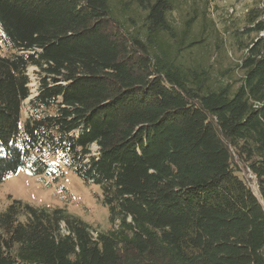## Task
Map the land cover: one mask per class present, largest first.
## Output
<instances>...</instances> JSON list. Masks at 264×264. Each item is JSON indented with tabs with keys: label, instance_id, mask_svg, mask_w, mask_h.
Wrapping results in <instances>:
<instances>
[{
	"label": "trees",
	"instance_id": "obj_1",
	"mask_svg": "<svg viewBox=\"0 0 264 264\" xmlns=\"http://www.w3.org/2000/svg\"><path fill=\"white\" fill-rule=\"evenodd\" d=\"M179 3L0 0V183L56 181L61 163L98 185L111 223L10 196L0 264H264V0L224 27L240 71L225 81L186 64L205 37H178Z\"/></svg>",
	"mask_w": 264,
	"mask_h": 264
},
{
	"label": "rangeland",
	"instance_id": "obj_2",
	"mask_svg": "<svg viewBox=\"0 0 264 264\" xmlns=\"http://www.w3.org/2000/svg\"><path fill=\"white\" fill-rule=\"evenodd\" d=\"M179 8L174 12L179 26L176 27L178 37L187 28L186 40L190 41L195 36L205 37L202 47L193 48L185 54L188 65L197 63L209 67L215 79L225 81L238 77L240 71L236 68L239 52L230 49L227 39L226 26H230L237 15L242 13L251 0H215L211 2V18L216 22L218 31L213 29L210 22L202 18L200 9L201 0H179ZM195 10V11H194ZM194 16L192 26H185V22ZM215 28V27H214ZM224 28V29H223ZM35 67H29L30 96L23 101V118L30 114L28 100L37 93V75ZM96 150V146H92ZM62 171L56 181L52 174L32 175L26 168L18 170L0 183V211L9 203V197L17 198L31 205L46 207H62L68 213L78 217L91 228L106 231L111 228L107 208L100 199L98 185L86 183L79 178L69 167L57 163ZM243 176L253 191L259 196L257 182L254 175L247 167L240 165ZM95 235V234H94Z\"/></svg>",
	"mask_w": 264,
	"mask_h": 264
}]
</instances>
